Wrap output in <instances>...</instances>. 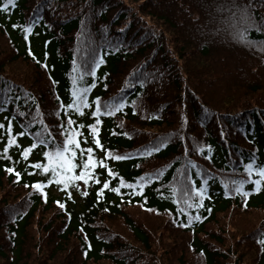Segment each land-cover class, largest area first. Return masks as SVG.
I'll use <instances>...</instances> for the list:
<instances>
[{"label":"trees","instance_id":"16d2710c","mask_svg":"<svg viewBox=\"0 0 264 264\" xmlns=\"http://www.w3.org/2000/svg\"><path fill=\"white\" fill-rule=\"evenodd\" d=\"M251 21L264 26V0H15L0 10V264H264V178L244 168L253 158L264 167V28ZM83 88L80 116L66 106ZM97 97L122 107L95 117ZM65 130L82 133L71 174L93 149L79 189L48 183L59 167L55 178L32 167L49 166L43 153Z\"/></svg>","mask_w":264,"mask_h":264},{"label":"snow or ice","instance_id":"6c2138e0","mask_svg":"<svg viewBox=\"0 0 264 264\" xmlns=\"http://www.w3.org/2000/svg\"><path fill=\"white\" fill-rule=\"evenodd\" d=\"M11 4L13 6H15V0H7V3L3 5L2 8H0V10L3 11H7L8 9V5ZM15 27V25H14ZM248 27H252L255 28L256 30H262V28H264V26L258 25L255 21H251L248 24ZM27 31H31V28L27 29ZM247 31V28L245 29V33ZM27 38V37H26ZM87 88H83L80 90V93L78 94L76 91H73L72 95L74 97V100L72 103L68 104L66 107L68 109H74L76 112H78L80 114V116H83L85 113L83 112V108L89 107L90 105L88 104L87 101ZM96 104V108L95 111L92 112V115L95 117H99L101 114H105V115H111L113 114V109L119 110L120 107H122V105H115V104H104L100 101V98L97 97L96 101L94 102ZM62 108H64V105H61ZM102 108L106 109V111H104L102 113ZM101 121L97 118L96 120V124H100ZM67 124L68 125H73L75 124V121L71 119V117L68 118L67 120ZM81 127H83V125H81ZM92 127L93 131H98L95 127V125L90 126ZM0 128H4L3 124H0ZM8 133L11 134L12 132V122L8 121V129H7ZM65 132H67L68 134L66 135V138L64 140V142L60 145H57L51 152L49 151H45L43 154L45 157L49 158L50 164L49 166H45L41 163H36L34 165H32V167L34 168H43L44 172L47 173L49 171V168H51L52 173H53V177L55 178L57 175H59V173L57 172V167L61 168L62 171L64 172V176L62 177V179H54L53 180H49L48 183L51 184L53 182L60 184L63 183L64 184V188L66 189L69 185H71L72 187H75L77 189H79V185L75 183V181L78 180H83L85 184H87L88 179H91L92 176L89 173V169L90 168H94L96 166L95 163H93V149L91 147L87 148L86 150L81 149L80 150V155L81 158H83L84 152L86 151L88 153V157L87 160L83 161V168L80 171L79 175H74L71 174L73 173V169L75 167H77V165H75L73 163V161L76 158V150L80 149V141L75 139V137L77 135H82V133H76L74 131H70V130H65ZM65 132H62L61 135H65ZM19 135H24V133H19ZM49 135H51V133H49ZM13 143H15V137L14 136H9V142L8 145L5 148V152H7V148L8 146H11ZM40 144H45L44 140L39 141ZM55 140H53V144H55ZM95 143L97 146L103 148V145L100 143L99 139L97 138L95 140ZM163 146V145H161ZM37 147L36 143H33L29 148H25L22 152V156L27 159L31 149H34ZM154 151H159V147L153 149ZM202 151V149H201ZM67 154V155H66ZM151 153H149L150 155ZM107 156H113V153L108 152ZM10 159V157H8ZM126 157L120 156V155H115L114 159L115 160H121V159H125ZM56 159L59 161L58 164H52L51 162ZM101 166L106 167V165L103 164V161L99 162ZM245 170L249 173V177L251 178V174L253 169H256L257 175L261 178H264V167H259L255 164V159L253 158L252 161H250L249 163L244 165ZM9 174L15 173V175L17 176V178L19 179L20 177V173L17 172L14 168L12 167H7L5 169ZM31 174V173H29ZM109 174L110 175H114V173L111 172V170H109ZM143 179V178H141ZM251 182L256 186L255 187V191H259L260 190V186H261V179H255V180H251ZM96 183H99V180H96ZM121 183L123 184V181H121ZM243 183H240V186L236 188L237 192H240L243 190ZM28 185H26L27 187ZM45 185H42L40 182H37L33 185H31V187L35 188V189H42ZM129 187H132V185H128ZM109 188V183L105 182L103 184V188L100 189L99 193H98V197L100 194L103 193L104 189ZM64 190V189H62ZM112 191L114 192H119V188H113ZM197 192V194L203 198L205 189L203 188H198L195 190ZM84 195H87V192L83 193ZM245 195H251V193L249 192H245ZM47 199V195L45 194V200ZM69 199H71V194L69 193ZM57 203L59 204V206L61 208H64V204H61L59 201H57ZM198 206H202V205H198ZM245 206H247L245 204ZM210 211V209H209ZM187 226V225H185ZM260 243L264 244V240H261Z\"/></svg>","mask_w":264,"mask_h":264}]
</instances>
